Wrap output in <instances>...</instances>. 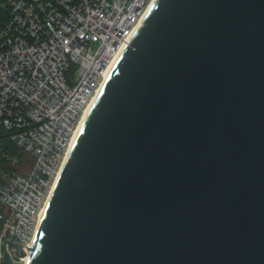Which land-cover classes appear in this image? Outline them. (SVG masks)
<instances>
[{
	"label": "water",
	"instance_id": "1",
	"mask_svg": "<svg viewBox=\"0 0 264 264\" xmlns=\"http://www.w3.org/2000/svg\"><path fill=\"white\" fill-rule=\"evenodd\" d=\"M0 239L27 264H264V0H156L29 254Z\"/></svg>",
	"mask_w": 264,
	"mask_h": 264
},
{
	"label": "built area",
	"instance_id": "2",
	"mask_svg": "<svg viewBox=\"0 0 264 264\" xmlns=\"http://www.w3.org/2000/svg\"><path fill=\"white\" fill-rule=\"evenodd\" d=\"M154 1L0 0V238L8 231L19 253L85 109ZM0 264L27 262L0 239Z\"/></svg>",
	"mask_w": 264,
	"mask_h": 264
},
{
	"label": "bare ground",
	"instance_id": "3",
	"mask_svg": "<svg viewBox=\"0 0 264 264\" xmlns=\"http://www.w3.org/2000/svg\"><path fill=\"white\" fill-rule=\"evenodd\" d=\"M155 1H156V0H155ZM155 1H154V3H155ZM154 3H153V5H154ZM153 5L150 7V10H151V8L153 7ZM150 10L148 11V13L150 12ZM148 13H147V15H148ZM147 15H146V16H147ZM119 58H120V57H119ZM119 58H118V59H119ZM118 59H116V60L112 63V65L110 66V68L108 69V71H107V76H106V80H107L109 74L111 73L112 69L114 68L115 64L117 63ZM106 80H105V82H106ZM105 82H104V84H105ZM104 84H103V85H104ZM102 87H103V86H102ZM101 89H102V88H101ZM101 89H100V91H101ZM100 91H98V94H97L96 96L93 97L92 101L89 103V105H88L87 108L85 109V111H84V113H83V115H82V117H81V119H80L79 125H78V127H77V129H76V131H75V133H74V135H73V137H72V140H71V143H70L69 149H68V151H67V154H66V157H65L64 163H63V165H62V168H61V170H60V172H59V174H58V176H57V178H56V181L54 182V184H53V186H52V188H51V190H50V192H49V194H48V196H47V198H46V200H45V202H44V204H43V206H42V208H41V210H40L39 218H38V229H37V230H39V227H40V224H41L42 218H43V216H44V213H45L46 209L48 208V205H49V202H50V199H51V195H52V192H53V190H54V187H55V185H56V183H57V181H58V178L60 177V175H61V173H62V171H63V169H64V167H65V165H66V163H67V161H68V159H69V157H70V154H71V152H72V150H73V145H74L75 139H76V137H77V134H78L79 130L81 129L83 123L85 122V120H86V118H87V116H88V114H89V112H90V110H91V108H92L94 102L96 101V99H97V97H98V95H99V93H100ZM31 247H32V245L27 247V249H26V255L29 254ZM24 258H25V257H24ZM25 260H26V262H27V259H26V258H25Z\"/></svg>",
	"mask_w": 264,
	"mask_h": 264
},
{
	"label": "trees",
	"instance_id": "4",
	"mask_svg": "<svg viewBox=\"0 0 264 264\" xmlns=\"http://www.w3.org/2000/svg\"><path fill=\"white\" fill-rule=\"evenodd\" d=\"M7 20V15L0 8V28Z\"/></svg>",
	"mask_w": 264,
	"mask_h": 264
},
{
	"label": "rangeland",
	"instance_id": "5",
	"mask_svg": "<svg viewBox=\"0 0 264 264\" xmlns=\"http://www.w3.org/2000/svg\"><path fill=\"white\" fill-rule=\"evenodd\" d=\"M3 246H4V251H5L6 247H5V245H3Z\"/></svg>",
	"mask_w": 264,
	"mask_h": 264
}]
</instances>
